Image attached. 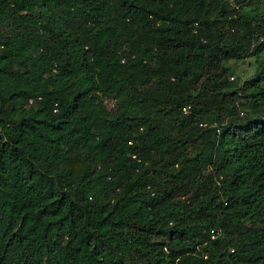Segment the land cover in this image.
I'll return each instance as SVG.
<instances>
[{"label": "trees", "instance_id": "1", "mask_svg": "<svg viewBox=\"0 0 264 264\" xmlns=\"http://www.w3.org/2000/svg\"><path fill=\"white\" fill-rule=\"evenodd\" d=\"M0 264H264L261 0H0Z\"/></svg>", "mask_w": 264, "mask_h": 264}, {"label": "rangeland", "instance_id": "2", "mask_svg": "<svg viewBox=\"0 0 264 264\" xmlns=\"http://www.w3.org/2000/svg\"><path fill=\"white\" fill-rule=\"evenodd\" d=\"M261 3L264 4V0H261ZM231 66L233 67L234 72L230 75L229 81H237L239 85H241L243 82L246 80L250 79L252 75H254L257 72V64L252 58H248L242 62H236V63H231ZM115 102L110 101V100H105V105L107 109H113ZM240 112H242L240 110ZM249 116L247 117H253L256 114H253L251 111L248 112ZM240 117L246 116V112L244 111L242 114H239ZM193 155V154H191ZM180 201L187 203L188 199H183L181 198Z\"/></svg>", "mask_w": 264, "mask_h": 264}, {"label": "built area", "instance_id": "3", "mask_svg": "<svg viewBox=\"0 0 264 264\" xmlns=\"http://www.w3.org/2000/svg\"><path fill=\"white\" fill-rule=\"evenodd\" d=\"M228 1L230 4H233L235 0H226ZM188 110V108H183V112H186Z\"/></svg>", "mask_w": 264, "mask_h": 264}]
</instances>
